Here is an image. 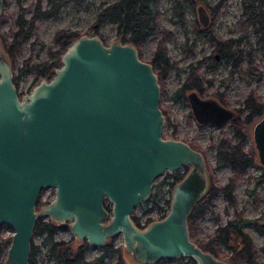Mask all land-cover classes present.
I'll list each match as a JSON object with an SVG mask.
<instances>
[{
  "label": "water",
  "instance_id": "water-1",
  "mask_svg": "<svg viewBox=\"0 0 264 264\" xmlns=\"http://www.w3.org/2000/svg\"><path fill=\"white\" fill-rule=\"evenodd\" d=\"M196 8L205 24L207 10ZM60 58L50 79L20 96L0 49V226L12 228L2 263L28 264L33 230L44 218L67 222L75 241L94 246L120 234L126 258L137 264L163 258L232 264L189 236L188 218L209 183L206 159L187 141L163 135L153 65L134 44H106L96 34L79 35ZM185 95L198 123L222 125L235 116L212 96L193 89ZM252 125L264 166V114ZM182 166L187 170L171 188L168 211L138 226L132 212L150 199L152 182ZM46 188L54 196L38 207Z\"/></svg>",
  "mask_w": 264,
  "mask_h": 264
},
{
  "label": "rangeland",
  "instance_id": "rangeland-1",
  "mask_svg": "<svg viewBox=\"0 0 264 264\" xmlns=\"http://www.w3.org/2000/svg\"><path fill=\"white\" fill-rule=\"evenodd\" d=\"M35 0H20V6L24 7L23 17L29 18L34 7ZM102 0H64L59 12L55 16L45 17L43 20H37L35 22V29L29 36V39L23 41L21 50L15 55L12 65L13 77L17 76L15 80L17 82V91L21 95L28 93L32 87L38 83V79H35L33 71L24 70L25 72L20 74L19 70L24 69V59L29 58L33 62L43 61L47 58L45 45L53 44V35L59 28L78 30L81 34H94L92 28L98 16V10L101 8ZM220 0H203L201 3L193 5L191 2L177 0V7L171 0H159L157 9L160 12L159 21L162 26L168 28L173 32L174 38L167 40V53L173 61H177L179 68L172 70L168 73L165 80V90L160 93V101L166 107H168L170 114L169 118L171 122L177 125L178 132L177 139H183L188 143L194 141L204 154L205 159L210 163L220 185H224L228 178L232 175L233 170L227 164H219L215 158V148L212 144L217 142L222 136L232 137L231 128L228 122L222 123V125L216 124H201L189 116L190 106L185 104L182 98L173 100V93L181 86V83L189 75L190 65L197 66V60L208 56L209 54L217 53L213 51L214 44L208 39V37L201 36L195 27L198 21L197 6L202 5L204 8L207 6H213L219 3ZM46 0L42 1V5L45 7ZM16 0H5L3 5V11L7 15L2 17L0 22V33L5 32L8 34L7 39L11 40V31L16 30L14 20L18 14H20V6ZM222 10L217 13L211 21L210 28L216 36L221 39L233 38L238 40L233 49L241 48L246 51L252 48V55L259 69H264V55L257 48V36L251 26L243 27L241 21L246 17L243 13V7L241 6V0H223L221 2ZM202 30V26H197ZM106 44L112 40H123V35L117 32L116 23L113 21H105L97 30ZM159 39L157 33H153L152 36L147 39L146 45L141 51V57L144 60H148L153 56V51L156 46V42ZM43 44V45H42ZM0 49L4 50L2 40L0 39ZM5 51V50H4ZM205 64L198 66L197 73L204 78L203 86L204 90L201 95L210 97L214 92L223 91L225 94V103L229 108L242 107V100L253 91L256 92L264 102V79L261 82L255 80L254 75L257 71H253L250 75L244 71L246 63L239 64V69H235L231 66V62L219 59V63L211 67ZM231 70V71H230ZM207 79H211L212 85L206 82ZM246 129L249 146L253 145L252 125ZM163 135L165 137L170 136L172 128L170 126L163 128ZM257 157V156H256ZM181 173L184 171V166L174 172H166L159 175L153 183V189L159 185L161 180H164L162 189L160 191V198L156 201L150 200V202H142L133 210L132 216L139 217L141 224H145L147 219H158L168 211V204L165 202L170 198L171 186L168 182L174 179V173ZM261 178L257 180V178ZM54 188H46L42 190L40 194L41 207L45 201H51L54 196ZM234 195L236 199V209H243L245 211L246 221L241 225L242 229L251 235L254 243L257 245V252L259 254V260L264 264V254L261 249V240L264 236L262 232H258L255 221L264 222V166L258 160V157L254 164L250 165L243 176L235 186ZM213 205L205 216L199 220L196 224L197 234L204 239L212 235L217 226L226 224V220L234 217V207L218 193L215 199L212 201ZM105 204H109L108 200ZM12 228L7 225L0 228V242L4 238L11 237ZM56 239L69 240L72 239L71 232L68 229L67 222L62 224L56 229ZM42 235H34L33 243L39 248L40 253L36 256L37 264H53L54 261L51 257L45 253V246L42 243ZM122 243L121 235L113 238L108 242L112 247H120ZM78 241L72 240L71 246L76 247ZM5 248L1 252L0 264L5 257ZM222 251L225 254L230 253V249L222 245ZM103 253L101 246H94L88 244L85 257L88 260H93L98 255ZM117 253L113 250H109L103 259L101 264H116ZM185 259H168L157 261L153 264H177V262H185ZM129 263V261L127 260ZM188 264H194L191 261H187Z\"/></svg>",
  "mask_w": 264,
  "mask_h": 264
},
{
  "label": "trees",
  "instance_id": "trees-1",
  "mask_svg": "<svg viewBox=\"0 0 264 264\" xmlns=\"http://www.w3.org/2000/svg\"><path fill=\"white\" fill-rule=\"evenodd\" d=\"M42 1L43 0H35L30 17L25 18L23 17L24 7L19 5L20 0H16L21 11L14 20L17 29H12L11 40L7 39V33H0V39L2 40L6 55L8 56L9 61H11V66L13 65L15 55L21 50L20 48L23 41L29 39V36L33 33L35 22L37 20H43L45 17L55 16L64 2V0H46V6L44 7ZM171 1L179 7L177 0ZM182 1H188L195 5L201 3L203 0ZM222 1L223 0H220L216 5L207 6V8H205L207 13H209L211 20H213L212 18L222 10ZM101 2V8L98 10V16L92 26L94 34L98 35V27L101 26L103 22L109 20L113 21L116 23L117 32L123 35L122 42L134 44L137 47L141 59V51L146 45L147 39H149L153 33L158 34L159 39L156 42L157 44L154 48L153 56L147 61L153 65L154 72L158 75V82L161 89L160 93L163 92L166 87L164 83L168 73L172 70L178 69L179 66L177 61H173L167 53L166 41L172 40L174 35L171 30L162 26L159 21L160 12L157 9L159 0H102ZM4 3L5 0H3V4ZM241 6L243 7V13L246 17L241 21V25L243 27L251 26L253 28V31L258 38L257 42L259 45L257 48L264 55V0H241ZM5 15H7L6 12L2 10L0 22ZM199 24L202 26L200 19L197 21V26H199ZM197 26L195 27L197 32L203 37H208V39L214 44L213 51L220 53L219 59L231 62V66L235 69H239V64L246 63L244 71L250 75L253 71H257L254 77L258 82H261L264 79V69L261 71L256 64L254 56L252 55V48L246 51L241 48L233 49V46L236 45L238 40L233 38L221 39L213 33L210 25H206L203 30H200ZM85 34H87V32H85ZM79 35H81V33L78 30L67 28L57 29L53 35V44L45 45L47 53L46 60L33 62L29 58H26L24 59V69H20L19 73H24V70L26 69L33 71L35 75L34 77L35 79H38V81L40 79H50L54 75L55 68L61 65L60 57L62 53L67 49V46L70 43L79 37ZM219 59H215L213 53L198 59L196 67H193L191 64L188 73L189 75H187L185 80L181 83V86L177 91L173 93V100L176 101L177 99L182 98L183 102L188 105V100L185 95L188 90L193 89L196 90L198 94H201L204 90L202 84L204 78L197 73L198 66L201 64L207 66L211 64V67H214L219 63ZM16 79L17 76L13 78V82L17 87ZM206 82L212 85L211 79H207ZM210 96L218 100L219 103L228 106L225 103V94L223 91L214 92ZM241 104L242 107H232L235 116L228 121L232 137L222 136L217 142L212 144L213 148H215V158L217 159V162L219 164H227L230 169L233 170V173L224 185H220L216 178L215 170H213L210 163L206 160V170L208 171L209 183L203 196L196 202L195 207L190 213L187 225L189 227V236L192 240L201 246L203 250L209 251L214 256H218L232 264H263L259 261V256L256 253V245L253 242L251 235L245 232L241 227L242 223L246 221L245 211L243 209H236L237 203L234 189L236 183L245 175L248 167L254 164L257 159L255 147L252 144L249 146L246 129L251 123H254L256 119L263 116L264 102L261 97L253 91L246 95ZM159 107H161L166 118L165 126H170L172 128L170 137L176 138L178 128L169 118L170 111L168 107L162 104L161 101ZM189 116L194 118L191 112H189ZM201 124L202 123H198V125ZM189 144H191L193 148L202 151L194 141H190ZM186 170L187 166H184L183 172H175L174 179L171 180V182H168L169 185L172 187L176 181L180 180ZM260 179V177L257 178V180ZM163 182L164 180H161L159 185L154 188L151 193L152 195L147 202H150V200L156 201L160 198V191ZM218 193H221L229 204L234 207V217L226 220V224L217 226L214 233L204 239L197 234L196 223L210 210L213 205L212 201ZM37 200L38 205L41 204L40 196ZM47 202L48 201H45L44 203ZM165 202L169 207V199ZM132 217L138 226L144 225L141 224L139 217ZM149 221H151V219H147L145 224ZM61 225L62 224H58L49 219L39 218L33 230L34 235L43 236L42 243L43 246H45V253L53 259V264H101L104 255L109 252V250H113L117 253L116 264H137L126 258L122 246L112 247L111 244L102 246L103 253L98 255V257L93 260H87L85 253L88 243L86 241H78V244L74 248L71 246L73 238L69 240H58L55 238L56 229ZM2 226L5 225H1L0 228ZM9 243L10 237L4 238V240L0 242V254L4 248H8L10 245ZM222 245L229 248L230 253L225 254L222 251ZM38 248L39 247L32 242L31 255L28 264H37L36 256L40 253ZM187 261H191L195 264L191 258H186L185 262L179 261L177 264H188Z\"/></svg>",
  "mask_w": 264,
  "mask_h": 264
},
{
  "label": "flooded vegetation",
  "instance_id": "flooded-vegetation-1",
  "mask_svg": "<svg viewBox=\"0 0 264 264\" xmlns=\"http://www.w3.org/2000/svg\"><path fill=\"white\" fill-rule=\"evenodd\" d=\"M5 4V3H4ZM3 4V5H4ZM207 20H206V23L205 24H202V30L203 29H205V27H206V25L208 26V25H210L211 24V19H210V16H209V13H208V17L206 18ZM6 53V52H5ZM216 54H218V57H216ZM219 55H220V53L219 52H217V53H214V56H215V59H219ZM201 95V94H200ZM201 96H203V97H207V96H204V95H201ZM222 104V103H221ZM195 119V118H194ZM196 121V120H195ZM197 122V121H196ZM202 124H204V123H202ZM255 226H256V228H257V230H258V232L260 231V232H262L263 234H264V222H257V221H255ZM253 242H254V240H253ZM261 243H262V245H261V249H262V253L264 254V249H263V245H264V236H263V238H262V240H261ZM255 245H256V243H255ZM256 253L258 254V252H257V245H256ZM258 256H259V254H258ZM260 261V260H259Z\"/></svg>",
  "mask_w": 264,
  "mask_h": 264
}]
</instances>
